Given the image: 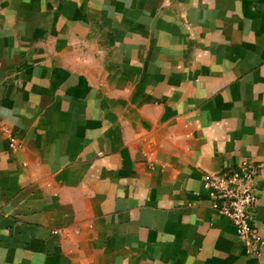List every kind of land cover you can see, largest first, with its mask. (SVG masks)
Listing matches in <instances>:
<instances>
[{"label":"crops","instance_id":"0c3cea01","mask_svg":"<svg viewBox=\"0 0 264 264\" xmlns=\"http://www.w3.org/2000/svg\"><path fill=\"white\" fill-rule=\"evenodd\" d=\"M243 158L264 0H0V264H264L203 188Z\"/></svg>","mask_w":264,"mask_h":264},{"label":"built area","instance_id":"2783aa9c","mask_svg":"<svg viewBox=\"0 0 264 264\" xmlns=\"http://www.w3.org/2000/svg\"><path fill=\"white\" fill-rule=\"evenodd\" d=\"M10 143L13 148L20 146L14 136H10ZM263 167L264 160L243 158L219 173L203 177V188L208 193L211 208L230 219L236 227L238 240L251 255H258L264 245L255 223L259 202L257 177Z\"/></svg>","mask_w":264,"mask_h":264}]
</instances>
